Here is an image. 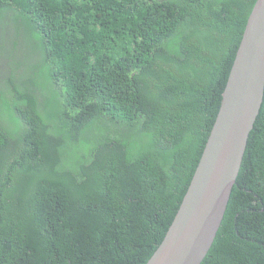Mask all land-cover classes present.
<instances>
[{
  "label": "trees",
  "instance_id": "trees-1",
  "mask_svg": "<svg viewBox=\"0 0 264 264\" xmlns=\"http://www.w3.org/2000/svg\"><path fill=\"white\" fill-rule=\"evenodd\" d=\"M256 0H0V264H146ZM201 264H264V96Z\"/></svg>",
  "mask_w": 264,
  "mask_h": 264
},
{
  "label": "water",
  "instance_id": "water-1",
  "mask_svg": "<svg viewBox=\"0 0 264 264\" xmlns=\"http://www.w3.org/2000/svg\"><path fill=\"white\" fill-rule=\"evenodd\" d=\"M263 96L264 0H256L190 183L146 264H201L222 223Z\"/></svg>",
  "mask_w": 264,
  "mask_h": 264
}]
</instances>
